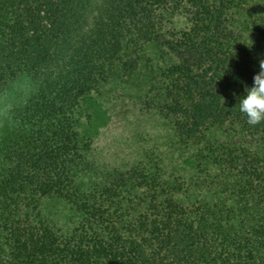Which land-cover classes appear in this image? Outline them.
I'll return each instance as SVG.
<instances>
[{
	"label": "trees",
	"instance_id": "16d2710c",
	"mask_svg": "<svg viewBox=\"0 0 264 264\" xmlns=\"http://www.w3.org/2000/svg\"><path fill=\"white\" fill-rule=\"evenodd\" d=\"M261 61L264 0H0V264H264Z\"/></svg>",
	"mask_w": 264,
	"mask_h": 264
},
{
	"label": "clouds",
	"instance_id": "9594fccd",
	"mask_svg": "<svg viewBox=\"0 0 264 264\" xmlns=\"http://www.w3.org/2000/svg\"><path fill=\"white\" fill-rule=\"evenodd\" d=\"M238 108L246 116L248 124L264 121V61L260 62V71L253 76L251 87H246L239 97Z\"/></svg>",
	"mask_w": 264,
	"mask_h": 264
},
{
	"label": "rangeland",
	"instance_id": "374dc122",
	"mask_svg": "<svg viewBox=\"0 0 264 264\" xmlns=\"http://www.w3.org/2000/svg\"><path fill=\"white\" fill-rule=\"evenodd\" d=\"M143 75H144V68L142 66L139 75L135 78L134 84L138 83L141 79H143Z\"/></svg>",
	"mask_w": 264,
	"mask_h": 264
}]
</instances>
